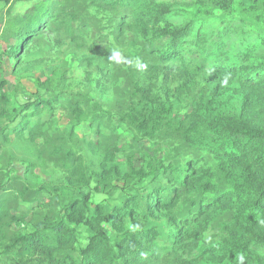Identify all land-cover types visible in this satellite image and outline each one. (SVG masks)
<instances>
[{
    "label": "trees",
    "instance_id": "trees-1",
    "mask_svg": "<svg viewBox=\"0 0 264 264\" xmlns=\"http://www.w3.org/2000/svg\"><path fill=\"white\" fill-rule=\"evenodd\" d=\"M28 1L0 0V3L8 6L5 13L10 15L16 3ZM95 1L120 4V0ZM213 1L226 9L235 0ZM244 1L264 9V0ZM58 4V0H40L6 21L7 39L15 41L8 49L15 64H19L20 57L35 42L39 32L54 26L51 20L62 9ZM165 13L169 11L161 9L158 17ZM118 17L122 20L117 26H121L124 16ZM136 22L140 24L141 20ZM191 24L187 22L167 34L170 39L167 43L146 45L144 51L150 60L143 61L141 69L162 70L171 56L168 52L175 47L170 45L185 36ZM142 27L147 35L145 42H149L148 24ZM182 62V68H187L188 61ZM248 70L238 77L248 84L251 93L264 98V58ZM36 82L39 83L38 79ZM136 92H142L139 98L148 101L147 105L135 114L124 113L121 118L129 120L135 138L149 139L158 148L166 147L167 155L151 157L138 169L128 158L126 172H115V179L113 170L104 166L97 173L88 171L87 175L82 157L63 150L66 160L57 162L63 180L35 187L22 175L34 166L33 160L22 161L26 164L21 175L0 178V229L10 223H24L26 217L19 213L21 203L34 204L36 216H40L32 221L31 233L9 231V239L0 249V264H238L240 254L245 256L244 264H264V121L259 120L261 117L252 119L249 112L242 110L216 113L221 105L215 110L210 106L197 107L187 116L189 123L184 124L182 118L172 116L171 107L160 100L147 99L138 85ZM46 94L45 97L35 95L11 110L7 107L9 96L0 95L3 103L0 119L5 121L0 123V146L10 141L11 135L30 143L39 140L47 143L50 137L44 135L46 121L41 119L42 115L51 120L61 111L68 121L82 114L84 101L82 104L75 96L63 99L51 92ZM73 129L71 126L66 134L73 136ZM61 151L54 150L53 154ZM188 152L185 175L178 178L176 164ZM93 178L94 190L99 192L114 188L110 181L118 180L123 202L111 209L96 205L87 216L88 194L79 200L63 202L60 191L65 186L87 187ZM144 180L154 185L152 192L143 193L148 184L134 190V181ZM128 216L135 220L136 227L120 228L117 224ZM154 216H163L167 233H161L157 225L148 226ZM102 222L114 225V245L104 232ZM79 224L87 226L89 237L76 261L73 226ZM0 239L4 240L3 233Z\"/></svg>",
    "mask_w": 264,
    "mask_h": 264
},
{
    "label": "rangeland",
    "instance_id": "rangeland-1",
    "mask_svg": "<svg viewBox=\"0 0 264 264\" xmlns=\"http://www.w3.org/2000/svg\"><path fill=\"white\" fill-rule=\"evenodd\" d=\"M39 1L16 3L10 15L5 13L8 6L0 3V95L9 96L7 107L10 110L35 95L45 97L48 92L63 99L75 96L82 104L84 101L85 107L81 105L82 114L68 120L73 122L70 124L61 111L51 120L42 115L41 119L46 121L44 135L50 137L47 143L42 140L30 143L11 137L0 147V178L21 175L25 162L33 160L34 166L27 168L26 175L22 174L31 186L61 182L62 171L57 162H65L63 150L82 157L87 175L88 171L97 173L104 166L113 170L115 179V172H126L128 158L138 169L151 157H165L166 147L158 148L149 139L135 138L129 120L121 118L124 113L141 111L148 103L140 100L142 92H136L137 85L147 99L160 100L171 107L172 116L182 118L184 124L189 123L187 116L197 107L210 106L215 110L221 105L216 113L242 110L249 112L252 119L261 117L259 120L264 121V98L251 93L252 89L239 78L264 58V9L260 5L235 0L222 9L213 0H120L117 6L99 4L95 0H58V7L62 9L51 20L54 26L39 32L35 42L30 43L20 57L19 64H15L8 51L15 41L7 39L6 21ZM161 9L169 13L159 18ZM118 15L124 16L121 26H117L122 20ZM136 19L141 23H134ZM144 22L151 33L149 42H145ZM187 22H192L189 32L170 45L175 47L168 52L171 56L164 62L163 69L142 70L143 61L150 60L144 51L146 45L167 43L170 40L167 34ZM114 49L120 50L121 63L110 58ZM183 59L188 61L185 69ZM2 105L0 100V109ZM96 116L100 119L94 120ZM4 122L0 119V123ZM71 126L73 136H68L66 133ZM59 149L60 154H53ZM189 157L188 152L176 164L178 178L185 175ZM110 183L115 186L108 189L110 192L95 191L93 178L87 187L65 186L60 194L63 202L79 200L83 194H88V216L96 205L111 209L123 202L118 188L121 183L113 179ZM134 183V190L148 184L147 180ZM153 190L154 185L148 184L143 193ZM19 213L25 215L24 223H8L10 226L0 229V234H4L0 249L7 243L9 231L31 233L32 221L40 216H36L34 204L21 203ZM166 224L163 216H154L148 226L157 225L161 233H167ZM117 225L132 229L136 222L128 216ZM101 226L114 245V225L102 222ZM73 228L77 261L89 234L86 225Z\"/></svg>",
    "mask_w": 264,
    "mask_h": 264
},
{
    "label": "clouds",
    "instance_id": "clouds-1",
    "mask_svg": "<svg viewBox=\"0 0 264 264\" xmlns=\"http://www.w3.org/2000/svg\"><path fill=\"white\" fill-rule=\"evenodd\" d=\"M114 62L116 63H121L122 62V56H121V52L118 49H114L111 53V57H110ZM238 260V264H244L245 262V256L243 254H240L237 257Z\"/></svg>",
    "mask_w": 264,
    "mask_h": 264
},
{
    "label": "crops",
    "instance_id": "crops-1",
    "mask_svg": "<svg viewBox=\"0 0 264 264\" xmlns=\"http://www.w3.org/2000/svg\"><path fill=\"white\" fill-rule=\"evenodd\" d=\"M11 137H14L13 135L10 136V140H11ZM15 138V137H14ZM16 139V138H15ZM1 147V146H0Z\"/></svg>",
    "mask_w": 264,
    "mask_h": 264
}]
</instances>
